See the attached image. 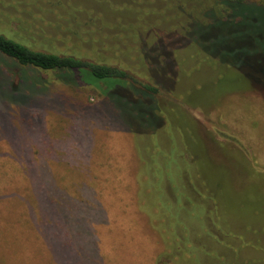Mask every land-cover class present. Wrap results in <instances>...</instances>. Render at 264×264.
Segmentation results:
<instances>
[{
	"label": "rangeland",
	"instance_id": "374dc122",
	"mask_svg": "<svg viewBox=\"0 0 264 264\" xmlns=\"http://www.w3.org/2000/svg\"><path fill=\"white\" fill-rule=\"evenodd\" d=\"M23 9L0 31L18 30L41 51L121 68L159 91L151 107L137 93L131 103L119 92L104 95L107 82L69 87L0 57V72L16 84L35 82L17 97L0 83V235L15 201L10 190L25 187L17 195L26 196L28 186L53 185L51 199L64 207L57 222L84 218L82 231L99 248L95 264L264 261V56L246 53L242 64L263 84L254 89L205 53L221 44L252 50L231 37L243 25L209 28L221 14L218 0H59ZM199 37L220 43L205 51ZM28 167L36 170L22 175ZM35 199L42 232L48 221ZM76 201L86 204L82 214ZM97 208L98 222L87 211ZM66 253L0 247V264H77Z\"/></svg>",
	"mask_w": 264,
	"mask_h": 264
},
{
	"label": "trees",
	"instance_id": "16d2710c",
	"mask_svg": "<svg viewBox=\"0 0 264 264\" xmlns=\"http://www.w3.org/2000/svg\"><path fill=\"white\" fill-rule=\"evenodd\" d=\"M40 2H47L53 5L59 3V0H0V22H2L4 18L8 20L10 16L13 15V11L24 10L23 8H27V6L32 9L39 8ZM218 4L222 7L221 14L217 18L219 20H213L212 23L210 22L209 28L218 27L221 26V24L230 27H239L243 25L240 30L234 28L233 30L235 32L232 33L231 37H237L239 39L244 38L245 44H250L252 50L246 49V46L235 49L228 48L224 46V44H221L218 49L219 51L213 53V51L206 50H209V46L220 43V40L213 41L215 38L211 37L209 41H205L199 37L198 43L202 48L204 46L203 49H206L205 53H207L209 57L217 58L220 65L228 64L229 67L239 71L251 88L255 89L256 86H263V84L257 83L253 75H247L242 71L244 69L242 64L245 56H247L246 53L254 54L253 56H264V33L260 32L261 29L264 28V0L258 1L257 3L250 0H218ZM243 8L249 9V13L247 14V11L242 10ZM223 10L225 11L224 15H222ZM24 35L25 34H22L18 30L13 31L11 35L0 31V57L6 61H15L26 69L48 72L55 77L57 83H63L69 87L77 85L78 80L87 84L107 82V84L111 86V90L105 92L104 95L119 92V97L128 102L137 103L130 99V94L137 93L142 98L152 100L151 105H149L148 102L145 103L147 106L151 107L153 105L154 95L159 91L158 87L149 84H138L133 81L125 70L115 66L91 61L74 54H59L38 50L29 42V39L25 37L26 35ZM235 56L240 58L239 62H234ZM221 57L225 59H221ZM226 58H228V60ZM2 70L3 71L0 72V83L2 84L1 87L5 88V91L16 97L19 93L23 94L26 88H28L29 91H33L31 86L35 84V82L19 77L18 83L16 84L14 79L10 78L8 71ZM23 84H27V86L24 87V90H19ZM39 85H42V83ZM34 102V100L29 99L25 105L27 108L33 107L35 110L37 106L35 104L36 102ZM22 103L23 102H19L20 107ZM35 170L32 167H28L22 172V175H32ZM45 186H28L26 188V196L17 195V193L24 190L25 187L20 188V190H10V197L15 199V201L10 203L11 205L8 208L7 213L9 216L6 219L7 228L0 235V247L60 249L63 251V256L67 255V251L71 252L72 250L77 264H95V258L98 257L97 253L99 252V248L92 234L82 231L85 223L84 218H65L64 222H57L56 215L57 217L59 216L57 210L62 213L64 212V207H59V209H57L54 201L51 199L54 192H57V188L53 185ZM38 191H41L40 195L37 193ZM87 191L88 190L85 189V193ZM212 193L214 197L212 196L211 198L217 200L214 192ZM88 194L92 195V192H88ZM66 196L67 195H63V197ZM40 197L44 208L43 215L48 221L43 225L42 232L38 230L39 226H36V221L34 220L36 211L30 206L31 200L35 202V198L39 199ZM86 198L88 199V197ZM219 203L220 202L217 200V207H223ZM81 204L82 206L86 205L82 202H75L76 211L83 208ZM100 208L102 209V207ZM100 208L87 210L88 212H92L94 221H96L95 218L103 217ZM223 210L225 212V208ZM262 212L263 210H258L256 213L262 215ZM79 213L82 214V209L79 210ZM225 214L226 212L224 215ZM256 217L258 218V216ZM100 223H102V221ZM57 241H60V243H57ZM263 262L264 261H261L260 258H255L253 260L247 259L242 263H239L237 260L228 263L224 260L220 264H263Z\"/></svg>",
	"mask_w": 264,
	"mask_h": 264
}]
</instances>
